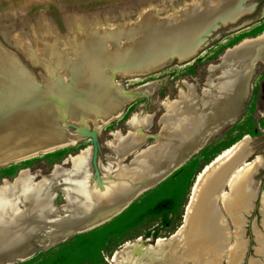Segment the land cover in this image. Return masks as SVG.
Here are the masks:
<instances>
[{
  "label": "bare ground",
  "instance_id": "bare-ground-1",
  "mask_svg": "<svg viewBox=\"0 0 264 264\" xmlns=\"http://www.w3.org/2000/svg\"><path fill=\"white\" fill-rule=\"evenodd\" d=\"M241 1L205 0L176 19L157 20L146 13L139 26L126 28L129 31L120 35L106 34L94 19L74 15L68 17V33L62 37L49 20L42 19L33 28V45L19 34L15 43L33 65L59 69L69 81L48 86L47 94H42L31 84V78L19 60L0 47V149H11L29 140L35 142L41 133L63 138L59 145L12 162L18 163L74 145L81 134H59L55 117L85 115L93 121L99 118L104 124L119 116L124 106L139 93H151L147 85L120 99L116 92L109 90L104 68H136L139 69L137 74H146L162 65V59L171 57L172 52L183 62L195 54L188 51L194 50L192 47L204 30L218 27L217 23L225 25L238 17L242 11ZM43 2L45 0H24L20 7L24 9ZM120 36L129 40L123 47L116 45ZM156 61L159 63L148 65ZM257 61L264 63V33L225 52L223 69L212 83L213 89L204 91V111L196 108L195 89L184 82L187 90L180 94L179 100L166 99L167 112L161 119L159 153L142 150L130 164L123 163L145 142L147 135L143 131L149 129L153 121V115L134 114L129 120L133 131L114 136L115 157L112 160L117 167L113 169L108 165L105 168L99 163L100 180L93 177L92 155L86 149L80 155L70 156V169L55 166L42 187L31 186L26 170L20 171L11 183L0 185V207L3 202L9 203L8 207L13 206L20 196L25 207L18 212L14 205L16 217L10 215L8 209H4L3 215L0 213V264L25 261L38 246L54 244L100 224L147 187L168 176L201 143L208 131L219 130L235 119ZM104 91L106 97L102 94ZM38 123H43L39 125L47 130L38 134ZM82 123L86 121L82 119ZM249 140L250 136L245 135L218 153L197 173L183 224L173 235L158 238L154 245L145 244L141 239L135 244L127 243L116 251L112 264H174L184 259L186 252L204 264H220L222 259L227 264H239L242 257L240 244L232 245L229 241L228 224L218 204L221 202L227 212L234 214V238L239 240L241 215L249 212L250 197L244 195L248 172L259 160V156L251 162L241 159L243 147ZM202 184L204 188L200 192ZM56 189L64 193V202L59 208L52 202ZM8 223L13 227L10 230L5 228ZM123 253L127 256L122 258Z\"/></svg>",
  "mask_w": 264,
  "mask_h": 264
},
{
  "label": "rangeland",
  "instance_id": "rangeland-1",
  "mask_svg": "<svg viewBox=\"0 0 264 264\" xmlns=\"http://www.w3.org/2000/svg\"><path fill=\"white\" fill-rule=\"evenodd\" d=\"M205 0H54L45 1V8L53 4L50 12L40 11L39 6L33 7L36 12L31 16L27 9L18 8L21 0H0V47L12 53L31 78V84L42 94H47L48 86L68 83L69 77L59 69L33 65L16 45L15 37L19 34L30 45L34 44L33 28L42 19L49 20L57 33L64 37L68 33L67 19L69 16L81 15L94 19L106 34H121L139 26L144 18L151 14L157 20L176 19L181 13ZM238 17L225 25L217 23L218 27L204 30L193 45L195 54L183 61L172 52L171 57L165 56L162 65L137 74L139 69L127 70L115 67L104 68L107 75L106 84L109 90L116 92L122 99L128 92L149 85L151 93H139L127 103L119 116L102 123L98 118L93 121L89 116L76 118L55 117L56 131L59 134L79 135L81 137L74 145L53 152L0 166V185L11 183L20 171L26 170L30 176L31 186L42 187L48 180L55 166L64 169L72 167L70 156H77L86 149L92 155L91 165L93 177L102 178L99 163L107 168L117 167L112 160L115 157L113 141L116 133L125 135L133 131L129 120L134 114L153 115L152 125L143 131L147 138L145 142L123 160L130 164L142 150L150 149L152 154L159 153V140L162 137V117L167 112L166 99L179 100L180 94L186 92L184 82L195 89L196 108L204 111L202 97L206 89H213L222 72L225 52L245 40H253L264 33V0H242ZM256 9V11H255ZM246 12L248 15L243 16ZM43 13V14H41ZM245 13V14H246ZM124 29V30H123ZM136 38L137 36L134 35ZM129 40L125 36L116 39V45L123 47ZM161 61V62H162ZM159 62H151L154 66ZM135 73V75H129ZM86 86V85H85ZM104 90V89H103ZM108 90V91H109ZM103 92V91H102ZM104 96L106 97L105 91ZM82 119L86 121L82 123ZM99 126V130L97 127ZM245 135L250 140L244 145L241 159L251 162L257 156L259 160L248 172V185L244 195H249L248 211L241 215V237L235 240V227L232 215L219 202V211L228 224L230 242L240 244L241 255L239 264H264V63L257 61L254 72L248 83V91L241 101L236 117L228 121L222 128L208 131L201 143L195 146L191 153L172 170L168 176L156 184L140 192L129 204L121 207L96 226H92L60 240L51 245L38 246L35 253L25 261L15 264H112L116 251H120L127 243L135 244L141 239L145 244L154 245L158 238H169L184 221V212L188 203L191 186L199 171L218 153L230 147ZM159 148V149H158ZM61 182V181H60ZM18 203L3 202L0 213L8 209L14 213V205L18 212L24 210L21 196ZM52 202L60 207L64 202V193L55 191ZM9 204V205H7ZM3 209V210H2ZM14 216V215H13ZM16 217V216H14ZM9 223L5 226L12 229ZM193 251V250H192ZM184 259L174 264H204L199 258H192L186 252ZM199 256V252H196ZM122 258L127 254H122ZM209 264V262H207ZM220 264H227L221 260Z\"/></svg>",
  "mask_w": 264,
  "mask_h": 264
},
{
  "label": "water",
  "instance_id": "water-1",
  "mask_svg": "<svg viewBox=\"0 0 264 264\" xmlns=\"http://www.w3.org/2000/svg\"><path fill=\"white\" fill-rule=\"evenodd\" d=\"M45 1H48V0H45ZM49 1H50V3H52V2L54 3V0H49ZM23 3H24V0H21L20 4L18 6V8L21 9L22 11L36 7V6L46 7L45 6L46 4L35 3V4L28 6L27 8L23 9L20 7L21 5H23ZM41 14H43V13H41ZM39 124H43V123H38V127L41 128V129L38 128L39 129L38 134L41 132H44V130H47V129H44ZM45 128H48V125H46ZM56 137L51 136V134H49V136H48L46 133H41L38 135V139H35V142H32L34 140H29V141H27V143L26 142H20L23 144L15 145L11 149L10 148H4L5 150L0 149V166L8 165L15 160H21V158L25 157V156L34 155L35 153H37L39 151H42L44 149H48L50 147H54L56 145H59L60 141L61 142L64 141L63 138L60 137L58 139L59 136L57 138ZM240 162H242V161H240ZM203 188H204V184H202L200 186V192L203 190Z\"/></svg>",
  "mask_w": 264,
  "mask_h": 264
},
{
  "label": "flooded vegetation",
  "instance_id": "flooded-vegetation-1",
  "mask_svg": "<svg viewBox=\"0 0 264 264\" xmlns=\"http://www.w3.org/2000/svg\"><path fill=\"white\" fill-rule=\"evenodd\" d=\"M64 1H73V0H64ZM39 7H41V6H39ZM52 7H53V4H49V5L47 6V8H45V7H41V8H39V10H40V11H43V12H47V14H48V12H50V10H51ZM35 8H36V7H35ZM36 10H38V8L35 9V10H34V8H32V9H30V10L27 11V14L31 16L34 12H36ZM255 11H256V9H255ZM245 15H248V14L246 13V14H244L243 16H245Z\"/></svg>",
  "mask_w": 264,
  "mask_h": 264
},
{
  "label": "crops",
  "instance_id": "crops-1",
  "mask_svg": "<svg viewBox=\"0 0 264 264\" xmlns=\"http://www.w3.org/2000/svg\"><path fill=\"white\" fill-rule=\"evenodd\" d=\"M222 128V127H221Z\"/></svg>",
  "mask_w": 264,
  "mask_h": 264
}]
</instances>
